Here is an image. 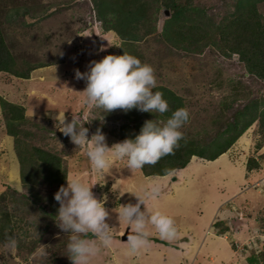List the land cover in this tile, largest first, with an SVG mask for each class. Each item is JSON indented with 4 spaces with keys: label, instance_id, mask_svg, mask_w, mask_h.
<instances>
[{
    "label": "rangeland",
    "instance_id": "1",
    "mask_svg": "<svg viewBox=\"0 0 264 264\" xmlns=\"http://www.w3.org/2000/svg\"><path fill=\"white\" fill-rule=\"evenodd\" d=\"M195 4L204 6L208 15L215 19L232 9V0H196ZM26 8L29 12H25ZM259 11L264 16V2L259 4ZM165 12L162 8L158 13L157 31L136 42L133 53L155 69L157 84L168 86L184 97L190 120L181 130L195 135L206 129L210 132L208 136L212 135L221 102L232 93L233 87L241 90L242 95L235 105L239 107L252 97L264 98V82L249 76L237 55L226 57L216 47L193 54L165 44L158 34L169 15V11ZM0 22L20 65L26 60L49 64L31 72L29 80L1 72L0 98L24 105L31 122L40 127L27 126L34 132L30 140L60 154L69 176H79L90 185L99 181L92 191L98 199L108 197L105 207L109 211L107 223L114 227L113 244L111 248H101L90 264H132L134 257L142 264H247L251 249L239 251L235 243L253 241L252 248L256 252L263 248L264 196L250 186L263 171L247 169L250 157L260 160V154L264 156V145L259 151L256 148L260 140L256 122L218 159L208 161L193 156L176 179L175 174L161 177L144 176L140 169L131 172L125 160H116L102 176L93 170L86 149L77 148L59 131L52 117L59 110H66L69 120L74 114L84 123L89 138L97 129H102L109 147L122 141L115 135L122 121L114 116H103L100 109L87 105L82 92L86 82L75 78L77 69L86 72L91 61L118 53L122 41L114 31H102L91 0H0ZM42 126L51 131L42 130ZM11 148L0 111V193L8 192L2 205L9 209L14 197L20 198L22 191L29 193L19 183ZM151 185L159 186L155 198L149 195ZM46 186L38 190L47 194L52 186ZM131 192L144 196L148 208L174 219L178 229L175 239L155 240L154 236L160 235L149 225L148 246L140 250L142 253H129L127 240H123L122 235L131 229L127 221L119 220L118 211L121 204L137 202ZM208 200L211 207L214 205L213 209L219 201L232 202L224 209L226 223H230L231 229L223 236L213 233L214 228L210 229L219 217L215 219L214 213L207 217L206 213L201 214L202 204ZM46 206L41 198L29 209L19 205L20 210L11 221L12 237L17 246L11 254L6 249L7 241L0 243V264H66L70 260L67 243H64L67 233L57 227V213L52 216ZM183 213L186 222L182 223ZM198 217L203 219L204 225H196L195 258L187 256L189 250L179 243L185 230L190 239L195 240L187 223ZM207 229L210 230L206 232ZM179 230L184 231L182 236ZM232 244L235 249L231 248Z\"/></svg>",
    "mask_w": 264,
    "mask_h": 264
},
{
    "label": "trees",
    "instance_id": "2",
    "mask_svg": "<svg viewBox=\"0 0 264 264\" xmlns=\"http://www.w3.org/2000/svg\"><path fill=\"white\" fill-rule=\"evenodd\" d=\"M196 0H91L95 18L100 22L103 32L114 31L122 41L119 52L134 54V44L157 31L158 13L162 8L169 11L162 22L160 40L165 44L187 53L200 54L208 47H216L224 56L237 55L245 67L246 73L256 80L264 82V16L259 11V4L264 0H232V9L217 17L209 16L206 8L195 4ZM26 7V6H25ZM25 12H29L26 8ZM26 15L27 13H23ZM49 64L41 61H24L21 65L7 39L3 24L0 22V73H9L16 78L29 79L31 72ZM154 91L163 93L168 102L169 111L163 116L132 109L125 113L115 110L101 113L114 116L122 121L115 135L120 140L135 138L144 122L152 119L166 120L172 111L187 108L183 96L168 86L158 84ZM241 90L233 87L232 93L221 102L220 115H216L214 133L189 135L184 133V140L174 154L167 155L153 165H145L140 171L144 176H164L187 166L193 156L215 160L234 144L251 126L257 123L260 140L257 151L264 145V98L252 97L239 107H235L241 96ZM0 111L4 120V129L13 143L15 161L18 165V179L22 188L20 198L13 199L11 209L2 205L7 191L0 193V243L13 236L12 217L23 207L43 199L50 214L58 212L59 203L54 194L66 183L67 169L63 157L47 147L36 145L30 140L34 136L27 126L40 128L33 124L26 115L24 105L0 98ZM223 117V118H222ZM221 118V119H220ZM190 120V119H189ZM222 121L220 124L218 121ZM42 130L46 128L41 127ZM102 131V129H100ZM45 131H51L47 128ZM260 157H264L263 154ZM259 162L254 156L247 161V169L258 168ZM52 186L47 194L38 188ZM10 187H7L9 189ZM23 189V190H24ZM14 190V189H13ZM20 193V192H19ZM12 198V196H10ZM29 211V210H27ZM214 228L218 234L228 231V226L217 221ZM68 243V234L65 235ZM233 249L235 245L232 244ZM247 264H264V246L258 252L251 249L246 258ZM66 264H72L69 260Z\"/></svg>",
    "mask_w": 264,
    "mask_h": 264
},
{
    "label": "clouds",
    "instance_id": "3",
    "mask_svg": "<svg viewBox=\"0 0 264 264\" xmlns=\"http://www.w3.org/2000/svg\"><path fill=\"white\" fill-rule=\"evenodd\" d=\"M75 78L86 82L82 91L84 102L100 109L102 113L115 110L127 113L137 109L163 116L169 111L163 93L154 91L158 87L155 69L129 53L108 54L100 60H93L86 72L77 69ZM65 111L59 110L52 117L56 125H59L57 128L77 148L86 149L93 170L102 176L107 174L116 160H125L126 167L133 172L145 165L154 166L163 157L174 154L180 147V141L185 138L181 129L190 119L187 108H178L166 120H146L134 139L126 138L109 147L106 136L100 129L89 138L88 129L79 117L73 114L69 120ZM255 158L259 167L254 169L262 170L261 162L264 157L260 160ZM66 182V186L61 185L54 194V199L59 203L57 227L68 234L67 256L72 264H90L101 248H111L113 244L114 227L107 223L109 211L105 207L108 197L105 195L98 199L92 191L99 181L90 185L79 176L66 175ZM131 193L137 197V202L121 204L118 211L119 220L127 221L131 229V234L127 235L129 253L136 254L148 246L151 236L149 225L155 228L161 238L175 239L178 229L174 219L159 210L148 208L144 196ZM158 193L159 186L151 185L149 195L155 198ZM217 221L211 224L210 229L214 228ZM228 225L230 223L227 222L226 226ZM213 231L216 235H224L218 234L215 228ZM16 246V239L8 237L7 251L12 254Z\"/></svg>",
    "mask_w": 264,
    "mask_h": 264
},
{
    "label": "crops",
    "instance_id": "4",
    "mask_svg": "<svg viewBox=\"0 0 264 264\" xmlns=\"http://www.w3.org/2000/svg\"><path fill=\"white\" fill-rule=\"evenodd\" d=\"M39 68H42V67H39ZM39 68H36V69H39ZM36 69H34L35 71H36ZM33 70V71H34ZM32 71V72H33ZM31 76H32V73H31ZM30 76V77H31ZM32 78V77H31ZM31 78H29V79H31ZM29 79H26V80H29ZM27 115V114H26ZM28 116V115H27ZM6 133V132H5ZM6 136H7V134H6ZM8 137V136H7ZM9 139H10V137H9ZM10 141H11V139H10ZM11 149H12V151H13V143H12V141H11ZM13 153H14V151H13ZM225 153H227V152H225ZM224 153V154H225ZM221 156V155H220ZM219 156V157H220ZM218 157V158H219ZM217 158V159H218ZM192 159V158H191ZM199 159H201L202 160V158H199ZM203 160H206V159H203ZM216 160V159H215ZM14 161H15V159H14ZM208 161H210V160H208ZM16 162V161H15ZM190 162H191V160H190ZM190 162L187 164V166L190 164ZM16 166H17V174H18V165L16 164ZM186 166V167H187ZM185 168V167H184ZM183 168V169H184ZM183 169H178V170H175V171H173L172 173H169V174H167V175H169V176H173L174 174H175V177H174V179H176V176L178 175V174H180L182 171H183ZM167 175H164V176H167ZM164 176H161V177H164ZM240 194H238L237 196H239ZM236 196V197H237ZM212 199V197H210V200ZM230 201V200H229ZM209 203V200L207 201V203L206 204H202V208H203V210L201 211V214H203V213H206L205 214V217H207L206 215L207 214H213L214 213V215H215V219H217L218 217V219L217 220H219L220 222H222V223H224L225 225H226V219H228L227 217H225V212H224V209H227L226 207L228 206L227 204H231L232 202H228V203H224V202H218L217 203V206L213 209V206L214 205H212V207H211V204H208ZM229 206H231V205H229ZM230 208V207H229ZM228 208V209H229ZM222 213H223V215H222ZM220 214V215H219ZM219 215V216H218ZM182 223H183V221L184 222H186V220H185V218H186V216L184 215V213L182 214ZM226 218V219H225ZM206 220H207V218H206ZM188 226H190L188 229H190L191 231V233L193 234V237L195 238V240H192V238L190 239V237L188 236V233H187V230H185V235L184 236H182V234H183V230H179V236H182L181 237V239H180V243H179V245H183V249L184 248H187V250H189L188 252H189V254L187 255V256H195V258H196V254H195V250H194V246H196V244H197V242H198V240H197V237H195L196 236V230H197V227H196V225H204V221H203V219L201 220V218L200 217H198L197 219H192V220H190V221H188ZM196 228V229H195ZM129 232V231H128ZM131 233V232H130ZM232 234H238L237 236H239V234H240V231L239 230H237L236 231V233H234V232H231ZM230 233V234H231ZM161 237H156V236H154V239L155 240H159ZM224 238V237H223ZM224 239H226V238H224ZM127 240V239H126ZM197 241V242H196ZM231 248H232V246H231ZM233 249V248H232ZM186 250V251H187ZM201 250V249H200ZM143 252V250L142 251H139L138 253H142ZM182 252L184 253L185 252V250L183 251L182 250ZM234 253H235V250L233 251ZM238 252V251H237ZM200 254V253H199ZM198 254V255H199ZM186 256V257H187ZM131 263L132 264H142L141 263V261L139 260V258L138 257H134V258H131Z\"/></svg>",
    "mask_w": 264,
    "mask_h": 264
},
{
    "label": "built area",
    "instance_id": "5",
    "mask_svg": "<svg viewBox=\"0 0 264 264\" xmlns=\"http://www.w3.org/2000/svg\"><path fill=\"white\" fill-rule=\"evenodd\" d=\"M261 168L263 171V174L261 177H259L256 181H254L250 186L254 190H257L259 194L264 195V160L261 162ZM252 242L253 241H247L246 243H243L241 245H236L237 249L239 250H247V248H252Z\"/></svg>",
    "mask_w": 264,
    "mask_h": 264
},
{
    "label": "water",
    "instance_id": "6",
    "mask_svg": "<svg viewBox=\"0 0 264 264\" xmlns=\"http://www.w3.org/2000/svg\"><path fill=\"white\" fill-rule=\"evenodd\" d=\"M166 14H168V10H166L165 12ZM131 234L130 232L126 231L124 235H122V239L126 240L127 239V235Z\"/></svg>",
    "mask_w": 264,
    "mask_h": 264
}]
</instances>
